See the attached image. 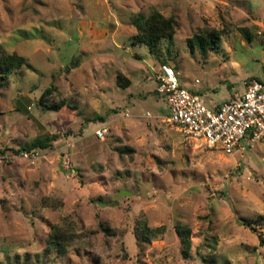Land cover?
Masks as SVG:
<instances>
[{
    "label": "rangeland",
    "instance_id": "rangeland-1",
    "mask_svg": "<svg viewBox=\"0 0 264 264\" xmlns=\"http://www.w3.org/2000/svg\"><path fill=\"white\" fill-rule=\"evenodd\" d=\"M155 12L176 29L152 52L134 24ZM205 29L218 49L190 46ZM4 55L32 69L0 74V264H264V139L232 155L185 139L156 80L168 64L208 105L264 82V0H0Z\"/></svg>",
    "mask_w": 264,
    "mask_h": 264
},
{
    "label": "built area",
    "instance_id": "built-area-1",
    "mask_svg": "<svg viewBox=\"0 0 264 264\" xmlns=\"http://www.w3.org/2000/svg\"><path fill=\"white\" fill-rule=\"evenodd\" d=\"M156 80L157 93L170 110L168 121L185 139L202 142L208 149H219L227 155L245 150L243 143L247 140L252 148L264 139L263 81L251 82L246 92L236 93L229 101L215 106L184 88L179 73L168 64L160 66ZM109 134L106 124L95 132L99 140H105ZM21 156L33 160L38 158L39 152L23 151Z\"/></svg>",
    "mask_w": 264,
    "mask_h": 264
},
{
    "label": "trees",
    "instance_id": "trees-1",
    "mask_svg": "<svg viewBox=\"0 0 264 264\" xmlns=\"http://www.w3.org/2000/svg\"><path fill=\"white\" fill-rule=\"evenodd\" d=\"M135 28L137 35L135 42L138 44L146 45L152 52H155L163 40L171 41L175 35L176 22L173 18H166L161 13L155 12L149 17H140L135 21ZM248 36V35H247ZM248 40L251 41L248 36ZM221 33L213 29H205L201 34H197L192 40L189 41L190 46H197L201 51L207 52L208 50H216L220 46ZM23 67L32 69L28 61L18 55L1 56L0 57V74L8 76L12 71L20 70ZM118 84L123 88L130 86V81L123 80L122 76H118ZM51 93L47 90L40 100L39 105L48 111L58 112L62 109L61 105H46L44 100ZM103 120L102 118H99ZM57 140V136L46 137L38 139L31 144V146L23 149L22 151L32 150H45L52 146V143ZM19 153V151H16ZM142 226V225H141ZM156 230L148 229L147 227L138 235L140 244L148 243L150 236H154ZM179 235L182 237L183 244L188 249L190 246L189 233L184 229H179ZM72 243V236L62 228H55L50 233V246L51 249L59 254L66 253L68 247Z\"/></svg>",
    "mask_w": 264,
    "mask_h": 264
},
{
    "label": "crops",
    "instance_id": "crops-1",
    "mask_svg": "<svg viewBox=\"0 0 264 264\" xmlns=\"http://www.w3.org/2000/svg\"><path fill=\"white\" fill-rule=\"evenodd\" d=\"M210 105H214V104H211V103H210ZM219 105H220V104H219ZM215 106H218V104H216Z\"/></svg>",
    "mask_w": 264,
    "mask_h": 264
}]
</instances>
